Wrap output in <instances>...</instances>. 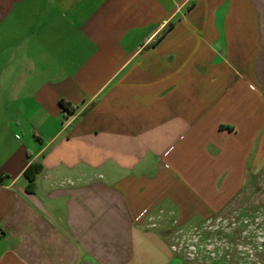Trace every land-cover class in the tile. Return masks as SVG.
Listing matches in <instances>:
<instances>
[{
  "label": "crops",
  "instance_id": "obj_1",
  "mask_svg": "<svg viewBox=\"0 0 264 264\" xmlns=\"http://www.w3.org/2000/svg\"><path fill=\"white\" fill-rule=\"evenodd\" d=\"M259 185L264 0H0V264H184Z\"/></svg>",
  "mask_w": 264,
  "mask_h": 264
},
{
  "label": "rangeland",
  "instance_id": "obj_2",
  "mask_svg": "<svg viewBox=\"0 0 264 264\" xmlns=\"http://www.w3.org/2000/svg\"><path fill=\"white\" fill-rule=\"evenodd\" d=\"M166 225L170 249L184 264H264V187L243 190L223 210ZM163 220L147 216L157 227ZM154 224V225H152Z\"/></svg>",
  "mask_w": 264,
  "mask_h": 264
},
{
  "label": "trees",
  "instance_id": "obj_3",
  "mask_svg": "<svg viewBox=\"0 0 264 264\" xmlns=\"http://www.w3.org/2000/svg\"><path fill=\"white\" fill-rule=\"evenodd\" d=\"M61 106H62V108H65L67 111H69V107H66L64 104H62L61 103ZM38 165H36V164H29V166L25 169V171H24V174L25 175H27V176H29V179H31L32 178V173L34 172H36V170L38 169Z\"/></svg>",
  "mask_w": 264,
  "mask_h": 264
},
{
  "label": "built area",
  "instance_id": "obj_4",
  "mask_svg": "<svg viewBox=\"0 0 264 264\" xmlns=\"http://www.w3.org/2000/svg\"><path fill=\"white\" fill-rule=\"evenodd\" d=\"M139 215H141V216H142V215H143V213L141 212ZM152 225H154V224H152Z\"/></svg>",
  "mask_w": 264,
  "mask_h": 264
}]
</instances>
